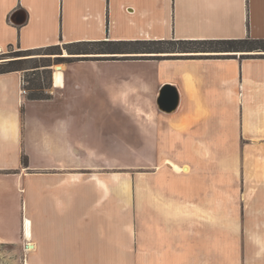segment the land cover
<instances>
[{"label": "crops", "instance_id": "crops-1", "mask_svg": "<svg viewBox=\"0 0 264 264\" xmlns=\"http://www.w3.org/2000/svg\"><path fill=\"white\" fill-rule=\"evenodd\" d=\"M244 39L264 40V0H0V54L98 42ZM231 54L70 55L60 69L50 68L49 98L41 100L21 93V72L0 74V176L12 170L54 177L103 162L113 169L119 148L165 147L149 168L171 175L160 185H180L166 205L193 195L214 205L224 192L236 199L231 219L193 221L203 226L192 232L203 246L215 242L206 228L221 227L224 236L216 241L222 250L193 251L191 264H264V52ZM162 152L189 172L173 171ZM31 226L30 220L27 237L25 217L16 224L25 246L34 245L26 251L67 256L38 250L34 241L35 250Z\"/></svg>", "mask_w": 264, "mask_h": 264}, {"label": "rangeland", "instance_id": "rangeland-1", "mask_svg": "<svg viewBox=\"0 0 264 264\" xmlns=\"http://www.w3.org/2000/svg\"><path fill=\"white\" fill-rule=\"evenodd\" d=\"M46 58L54 69L64 63L57 60L71 57L64 45L29 53L14 48L0 54V64L30 59L24 70L17 71L22 74V87L27 88V79L40 77V82L48 86L43 94L49 95L50 73L42 71L43 68L35 72L31 69L35 63L43 64ZM26 91L29 95L30 91ZM161 150L166 148H119L118 168L113 169H107L110 166L103 162L94 170L62 171L54 177L33 178L28 174L20 177L16 171L2 172L0 239L4 242L18 238L0 243V264H191L195 259L188 257L196 251L222 250L223 244L216 242L224 236L221 227L206 228V233L215 240L206 247L201 239H193L192 233L203 226L191 225L196 219H231L235 197L224 192L211 205L201 196L193 195L179 200L175 206L166 205L165 202L173 201L168 192L180 185H160L171 175L149 168L156 164L155 157ZM161 160L179 167L172 168L173 171L189 172V169L182 171L164 152ZM65 172L69 173L64 175ZM23 215L32 222L30 240L39 242L38 250H66L67 256L38 258L35 251H26L27 241L20 237L16 227ZM218 234L221 237H215ZM52 245L55 248H50Z\"/></svg>", "mask_w": 264, "mask_h": 264}, {"label": "trees", "instance_id": "trees-1", "mask_svg": "<svg viewBox=\"0 0 264 264\" xmlns=\"http://www.w3.org/2000/svg\"><path fill=\"white\" fill-rule=\"evenodd\" d=\"M91 46V47H90ZM170 46V47H167ZM175 46H180L176 48ZM59 45L49 46L45 49H58ZM69 55L93 54V53H138V54H162V53H210L209 56H188V57H215V58H232L237 52H264V40H212V41H130V42H98L84 44L64 45ZM96 47V48H95ZM34 50L20 51L29 53ZM52 54V53H50ZM56 54V53H53ZM58 54V53H57ZM60 54V53H59ZM154 57V56H152ZM156 57V56H155ZM184 57V56H180ZM241 57H255V55H244ZM74 58H66L57 61H71ZM76 59V58H75ZM78 59V58H77ZM30 59H17L0 64V74L9 72L22 71L24 64ZM43 64L35 63L31 69L32 72L42 71L50 73V60L46 58ZM35 74V73H34ZM40 77L27 79V90L30 91L28 98L32 100H41L49 98L48 94L43 91L48 88L40 82ZM22 164L27 165V159H22Z\"/></svg>", "mask_w": 264, "mask_h": 264}, {"label": "bare ground", "instance_id": "bare-ground-1", "mask_svg": "<svg viewBox=\"0 0 264 264\" xmlns=\"http://www.w3.org/2000/svg\"><path fill=\"white\" fill-rule=\"evenodd\" d=\"M60 68H61V65H57L55 67V69H60ZM56 80H58L57 77H56ZM166 164L171 166V168L179 169L178 166H176L175 164L171 163L170 161H166ZM181 170L187 172L188 168L186 166H183ZM25 224H26V236L29 237L30 219L28 217H25ZM26 248H27V250L32 251L33 248H34V245L32 243H29V244H27Z\"/></svg>", "mask_w": 264, "mask_h": 264}, {"label": "built area", "instance_id": "built-area-1", "mask_svg": "<svg viewBox=\"0 0 264 264\" xmlns=\"http://www.w3.org/2000/svg\"><path fill=\"white\" fill-rule=\"evenodd\" d=\"M21 93L25 95L27 93L26 89L22 87Z\"/></svg>", "mask_w": 264, "mask_h": 264}]
</instances>
